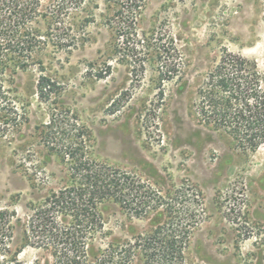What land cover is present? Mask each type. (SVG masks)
I'll return each mask as SVG.
<instances>
[{"label": "rangeland", "instance_id": "374dc122", "mask_svg": "<svg viewBox=\"0 0 264 264\" xmlns=\"http://www.w3.org/2000/svg\"><path fill=\"white\" fill-rule=\"evenodd\" d=\"M34 28L47 42L0 58V210L14 214L0 264H54L26 245L29 218L80 183L82 161L143 186L101 210L131 264L155 248L176 254L166 264H264V146L241 150L197 115L224 53L264 73V0H84Z\"/></svg>", "mask_w": 264, "mask_h": 264}, {"label": "trees", "instance_id": "16d2710c", "mask_svg": "<svg viewBox=\"0 0 264 264\" xmlns=\"http://www.w3.org/2000/svg\"><path fill=\"white\" fill-rule=\"evenodd\" d=\"M53 1V7L42 12L41 0H0V58L3 59L7 49L17 55L32 54L37 47L33 43L48 39L34 28L40 20L51 29L65 11L80 8L84 3V0ZM57 42H64L63 37L58 36ZM48 86L54 88L55 84ZM200 99L197 110L200 122L231 136L241 150L255 152L264 146V73L256 61L224 53L209 74L206 87L200 91ZM75 178L80 183L53 193L33 210L26 245L50 250L54 264H131L130 249L122 245L118 250L106 241V223L101 210L109 201L127 204L132 197L140 199L144 194L142 184H135L127 172L105 171L102 167L97 170L87 161L78 163ZM13 217L9 210H0V258L3 260L11 253ZM154 243L158 239L147 242L152 246ZM148 253V264H166L176 259V254L168 250L162 252L155 248ZM179 258L184 259L182 253ZM11 263L23 264L17 258Z\"/></svg>", "mask_w": 264, "mask_h": 264}]
</instances>
